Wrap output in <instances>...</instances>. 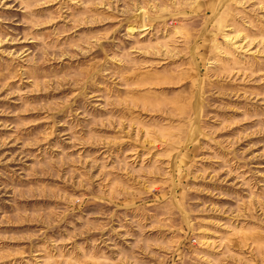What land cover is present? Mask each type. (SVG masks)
<instances>
[{"label":"rangeland","instance_id":"rangeland-1","mask_svg":"<svg viewBox=\"0 0 264 264\" xmlns=\"http://www.w3.org/2000/svg\"><path fill=\"white\" fill-rule=\"evenodd\" d=\"M0 264H264V0H0Z\"/></svg>","mask_w":264,"mask_h":264}]
</instances>
